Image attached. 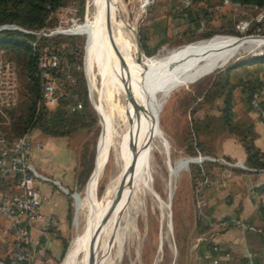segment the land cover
<instances>
[{
	"label": "rangeland",
	"instance_id": "rangeland-1",
	"mask_svg": "<svg viewBox=\"0 0 264 264\" xmlns=\"http://www.w3.org/2000/svg\"><path fill=\"white\" fill-rule=\"evenodd\" d=\"M120 1L127 13V22L133 27V34L135 33L133 38H135L134 40H138V25L141 24L143 20L145 22V10L153 0H147V3H145L146 0ZM84 11V17L82 16L81 19H78L75 16V7L72 3H66L55 12L54 25L43 29V31L48 32L51 30H57L59 31L57 32L59 34H73L69 32V30L74 31L83 24L85 19ZM216 16H218V19L216 20L217 23H221L226 26L227 21H229L231 24H234V28L239 33L237 35L216 33L209 38L196 39L190 42L173 41L174 43L162 45L155 54L160 55L169 50H176L184 46L193 45L192 43H204L207 42L205 40L216 36L226 38L230 37L228 39L234 40L249 38L247 43L232 49L230 52L213 59L200 62L191 73L184 75L182 79L174 85L165 104L157 113L159 118L158 127L162 134V138L160 140L161 143L163 142L165 150L164 154L156 153L154 155L153 166L155 180L153 188L164 201L170 200L171 234L164 240L163 246L160 248L161 253L159 257L157 252L159 238L160 235L161 237L164 235V229L161 233L159 232L160 212H158L156 207H154L155 203L150 196H143L139 200L134 199L133 201L135 204L136 202L139 203V208L136 210L134 208V203H129L127 211L117 222V239L111 248L109 255L112 260V264H201L196 257L197 245L201 242H197V238H208L209 233L215 234L217 231L222 230L212 226L213 228L212 230H209V233H200L202 227L206 223L204 222V217H202L203 206L201 201V192L199 190L201 188L200 186L205 184H201L203 180H196L198 184L195 186L193 185L190 168L194 165H201L204 162L212 163V172L210 173V176L205 179L209 181L208 184L206 182V186L225 188L226 183L232 178L231 171L233 169H238V165H240L238 163L244 164L243 161L235 159L237 157L232 155L236 154L239 149L240 151L242 149L231 136H228L222 130L220 114L215 107L216 105H220L219 100L215 99L212 106L206 102L200 103V94L204 89H206V86L220 69H223L225 66L240 59L248 58L264 52V26L263 31H258L257 29L252 34H243L248 26V21L238 18L236 12L233 14H225L223 16L222 14H219ZM235 20L238 21L236 22ZM243 21L246 24L241 27L240 23ZM73 35L84 36L83 34ZM217 39L218 38L215 40ZM49 48L54 50L50 46ZM58 54L64 57L60 53ZM141 54L143 55L142 52ZM85 66L86 70L84 68L82 57V71L86 83L87 97L89 104L94 110L93 103L95 102L96 104L97 93L101 100L106 104L108 102L107 95L103 86L99 84L98 76L94 73L95 70H91V73H88L86 63ZM262 82L263 85L256 95V105L253 106L250 104L251 108L248 111L246 110V95L240 93L239 87L232 90V111L234 120H245L251 122L252 125H255L259 121V117H263L264 108L261 109L259 103L262 102L264 104V77ZM110 104L111 106L120 104V97L115 96L110 100ZM100 124L98 116L97 132H95L94 127L88 129L79 128L69 136L54 137L55 141L68 143L72 153L74 152L76 146L80 144L77 156L82 143L87 142V148L92 149L93 151L94 161L92 168H95V170L97 168L99 158L103 157L104 159L101 167L103 169H100L99 173H97V176L92 182L93 188L90 190L88 197L91 192L93 190L94 191L87 203L85 202L83 195L86 182L82 188L73 187L72 189H68V196L70 200V219L68 223V233L65 237L68 251L64 257L63 254L60 258L61 243L59 239H54L50 247V251L56 259L48 264H62L69 257L71 251L73 254H76L86 249L93 242L94 234L96 233L100 222L103 220V227L106 220L107 213L105 211V207L107 199L105 198V190L108 189L109 180L117 172L116 162L118 161V153L116 152V146L112 135H110L109 150L103 152L104 130L101 128ZM252 130L256 137L255 130L253 128ZM33 132L43 138L48 137L44 134L38 133L37 130H33ZM192 137H195L198 140L200 139L203 142L204 147H206V149L208 148V151L205 149L195 153L194 155L187 153L185 150L186 140ZM154 139L156 138L154 137ZM229 139H232L235 142H233V144L231 142L227 143V140ZM224 151H226L227 154H224ZM228 154H230V156ZM199 156H209L214 158L215 161L202 160L190 164L188 163L184 170L178 171L173 177L172 170H174L177 162L186 160L188 157L199 158ZM226 162L236 163V165L231 166L233 168H229ZM34 168L39 172V169L36 166H34ZM219 170H221L220 173L218 172ZM91 171L93 170L91 169ZM91 181L92 180L90 179L89 182ZM99 185L101 186L100 190H98ZM73 192H75L81 200V205L79 207L80 210L78 209L77 211L75 209V202L72 196ZM96 217L99 218L93 226V220ZM126 221L128 222L126 223ZM81 227L82 234L79 236L78 246L74 250H71L72 242L76 237V231ZM1 254L2 253L0 251V255Z\"/></svg>",
	"mask_w": 264,
	"mask_h": 264
},
{
	"label": "trees",
	"instance_id": "trees-1",
	"mask_svg": "<svg viewBox=\"0 0 264 264\" xmlns=\"http://www.w3.org/2000/svg\"><path fill=\"white\" fill-rule=\"evenodd\" d=\"M84 2L85 0H0V25L13 24L32 31L49 28L54 25L55 12L66 3H72L76 9L75 16L81 19ZM234 12L238 18L248 21L243 34H252L257 29L263 31L264 0H153L145 10V22L143 20L138 25L137 36L141 52L144 57L150 58L155 56L162 45L176 41L206 39L216 33L237 35L239 32L231 22L227 21L226 26L216 22V15L223 16ZM259 14L261 17L257 19ZM32 39L33 35L17 29L0 30V50L14 62L17 77V99L15 105L6 110L8 122L4 124L0 117V131L5 139L8 141L33 130L52 137L69 136L79 128L94 127L97 132L98 116L89 104L82 71L84 36L59 33L40 36L34 48L30 44ZM44 45L50 46L67 59L70 76L74 80L70 83L64 76L56 77L57 102L53 109L45 108L40 102L41 78L37 68V56ZM263 77L264 52L240 59L220 69L200 94V103L206 102L212 106L215 99L219 100L220 105L215 107L220 114L222 130L240 145L244 153L243 163L254 168L264 167V152L254 143L252 123L233 119L232 90L239 87L240 93L246 95L248 111L251 108V96L261 89ZM77 102L80 103V108L75 106ZM259 104L261 109L264 108L262 102ZM205 149L200 139L192 137L186 140L185 150L190 155ZM206 150L208 151V148ZM92 164L93 151L88 149L87 142H84L75 165L74 188H82L84 183H87ZM212 165L209 162L191 165L194 186L198 184L197 181L210 176ZM235 170L243 172L240 169ZM100 187L99 185L98 190ZM200 187L199 191L202 192L207 186L205 184ZM67 218L70 219V206ZM204 232L209 233L208 223L202 227L200 233ZM261 232L263 245L264 231ZM216 246L218 245L213 240H203L197 245L196 257L201 264H207L215 254L224 256L226 251L221 250L219 246V250L214 249ZM66 247V239L62 238L60 258L65 255ZM262 257L264 258V250ZM244 261V264H247L246 258ZM252 262L255 264L254 260Z\"/></svg>",
	"mask_w": 264,
	"mask_h": 264
},
{
	"label": "bare ground",
	"instance_id": "bare-ground-1",
	"mask_svg": "<svg viewBox=\"0 0 264 264\" xmlns=\"http://www.w3.org/2000/svg\"><path fill=\"white\" fill-rule=\"evenodd\" d=\"M147 2L146 0L145 3ZM126 15L120 0H86L84 22L74 30L86 37L83 63L85 70V63L88 73L95 70L99 84L107 95V104L98 93L96 104L93 103L104 130L103 152L109 150L112 135L118 161L117 172L109 180L108 189L105 190L107 217L103 227L102 220L93 242L79 253L73 254L71 251L62 264H112L109 255L117 239V222L127 211L129 203H134V199L139 200L143 196H150L155 203L154 207L160 212L159 232L164 229L157 248L160 257V248L171 234V224L170 200L164 201L153 188L154 155L164 154L165 150L160 140L162 134L158 127L157 113L174 85L184 75L191 73L200 62L230 52L249 40L216 36L217 40L214 37L205 40L207 42L201 41L204 43L188 44L190 46L146 58L138 55L133 38L135 33L133 34V27L127 22ZM115 96L120 97V104L111 106L110 100ZM103 159L99 158L96 170L93 169L84 187L86 203L94 191L88 197L93 188L92 182L100 169H103ZM198 161L199 158L188 157L177 162L172 170L173 177L178 171L184 170L188 163ZM74 202L77 211L81 205L77 195H74ZM136 204L134 203V208L137 210L139 203ZM98 218L93 220V226ZM82 227L76 231L71 250L78 246Z\"/></svg>",
	"mask_w": 264,
	"mask_h": 264
},
{
	"label": "crops",
	"instance_id": "crops-1",
	"mask_svg": "<svg viewBox=\"0 0 264 264\" xmlns=\"http://www.w3.org/2000/svg\"><path fill=\"white\" fill-rule=\"evenodd\" d=\"M253 129L256 132L254 143L264 152V115L259 117ZM31 133L33 136L31 163L39 169L41 174L57 180L65 189L64 191L49 182L37 183L36 190L40 201L39 216L28 223L31 242H38V246L43 251L42 260L50 263L56 259L50 251L52 242L54 239H59L61 243V239L68 233L67 215L70 206L68 189L74 187V170L80 144L72 153L68 143L55 141L52 136L43 138L33 131ZM230 142L233 144L235 141L227 140V143ZM223 153L227 154L226 151ZM232 155L239 161L244 160V153L240 149ZM218 172L220 173L221 170ZM231 172L232 178L226 183L225 188L210 186L201 192L204 222L208 223L209 230H212L214 223L220 219H239L255 230H242L232 226L217 231L213 241L221 250L226 251L229 257L225 259L222 255L215 254L207 264H211L213 259H216V264H244L247 251L253 254L255 264H264L261 240V231H264V173L250 174L235 169ZM8 185V183H0V189ZM47 217H53L55 224L47 232L41 233V226ZM8 228V224L0 219V241L8 235L5 231L9 232Z\"/></svg>",
	"mask_w": 264,
	"mask_h": 264
},
{
	"label": "built area",
	"instance_id": "built-area-1",
	"mask_svg": "<svg viewBox=\"0 0 264 264\" xmlns=\"http://www.w3.org/2000/svg\"><path fill=\"white\" fill-rule=\"evenodd\" d=\"M261 15L257 16L259 19ZM246 23H240L243 27ZM1 29H17L34 36L30 40L31 46L34 48L37 39L40 36H50L59 31L51 30L48 32L43 29L32 31L21 29L13 24H2ZM37 68L41 78L40 83V102L47 109H53L56 106L57 94L56 77L58 75L67 78L73 83L70 76V66L65 57L60 56L55 50H51L48 45H44L37 56ZM256 95L254 92L251 96L250 104L256 105ZM17 99V79L15 64L9 60L0 50V117L5 124L8 122L6 110L13 107ZM80 108V103H76ZM33 136L30 131H26L18 136L6 140L0 131V183H8L9 185L0 189V219L5 221L9 226L8 235L0 241V264H47L43 258V251L38 246V242H31L28 223L35 220L39 216V194L36 190V184L40 182H49L63 189L57 180L39 173L30 161V154L33 149ZM215 161L209 156H199V161ZM229 168L236 163L226 162ZM238 169L243 173H264L263 168L248 167L245 164L238 163ZM228 168V169H229ZM206 179V178H205ZM203 179L201 184H207L209 181ZM205 180V181H204ZM77 195L75 192L72 193ZM55 224L53 217H47L41 226V233L47 232ZM239 227L242 230H255V228L244 224L239 219H220L214 226L219 229H226L229 226ZM4 230V229H3ZM215 234L209 233L208 238L198 237L197 242L203 240H213ZM215 243V242H214ZM216 244V243H215ZM219 250L216 246L214 248ZM264 250V244L262 245ZM225 259L229 257L228 253L223 256ZM247 264H253V254L250 251L245 253ZM216 259L211 264H216Z\"/></svg>",
	"mask_w": 264,
	"mask_h": 264
},
{
	"label": "water",
	"instance_id": "water-1",
	"mask_svg": "<svg viewBox=\"0 0 264 264\" xmlns=\"http://www.w3.org/2000/svg\"><path fill=\"white\" fill-rule=\"evenodd\" d=\"M69 32H71V33H73V34H80L79 32H77V31H73V30H69ZM135 44H136V47H137V50H138V55H142L141 54V48H140V45H139V42H138V40L136 39L135 40ZM84 46H85V40H84ZM94 110H95V108H94ZM96 111V110H95ZM97 113V112H96ZM98 114V113H97ZM94 161V160H93ZM93 169V168H92ZM89 176H90V174H89ZM89 176H88V178H89ZM87 178V179H88ZM64 256V255H63Z\"/></svg>",
	"mask_w": 264,
	"mask_h": 264
}]
</instances>
